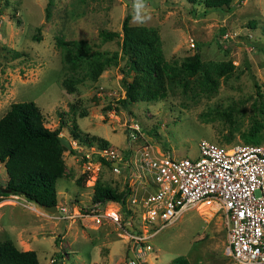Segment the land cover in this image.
Listing matches in <instances>:
<instances>
[{"label":"rangeland","instance_id":"1","mask_svg":"<svg viewBox=\"0 0 264 264\" xmlns=\"http://www.w3.org/2000/svg\"><path fill=\"white\" fill-rule=\"evenodd\" d=\"M145 2L151 18L140 25L133 21L134 0H0V116L11 102L32 100L46 127L61 124L58 134L70 140L75 124L94 143L102 138L121 152L148 147L193 156L200 138L222 145L243 141L254 119L258 142L264 143V0H230L217 7H206L202 0ZM125 13L133 36L142 27L153 29L166 66L151 72L137 66L123 76ZM104 30L118 35L103 38L99 32ZM194 52L201 66L187 75L181 65ZM96 61L102 69L93 76ZM124 79L133 82L135 97L119 102L126 99ZM133 121L138 129L129 136ZM62 160L56 203L65 199L81 208L89 205L94 185L83 182L89 175L117 192L127 187L123 202L105 201L99 222L82 218L68 223L24 196L15 201L3 195L0 201L15 206L21 223L30 224L28 217L43 225L36 248L40 264H49L58 249L65 264H122L133 243L126 222L135 221L127 207L142 188H134L123 168L114 173L103 162L96 170L92 162V170L83 175L82 159L73 152L62 150ZM3 174L0 164V184ZM23 201L34 203V209ZM147 242V264H173L176 256L189 264H236L225 252L221 212L186 211Z\"/></svg>","mask_w":264,"mask_h":264},{"label":"built area","instance_id":"2","mask_svg":"<svg viewBox=\"0 0 264 264\" xmlns=\"http://www.w3.org/2000/svg\"><path fill=\"white\" fill-rule=\"evenodd\" d=\"M130 128L129 136H133L137 122L130 123ZM68 141V151L82 159L80 174L92 170V162L96 170L104 162L114 173L121 168L126 170L134 188L138 185L142 188L138 196H131L127 207L129 218L133 216L135 220L126 222L130 225L127 237L135 241V258L128 257L122 264H147L143 254L151 248L148 238L186 211L207 215L221 212L225 252L237 264H264V143L222 145L200 138L195 155L175 156L148 147L121 152L109 145ZM84 180L91 187L95 177L89 175ZM19 196L10 193L8 198L19 201ZM105 201L92 200L81 208L75 201L64 199L48 214L68 223L82 218L95 223L105 215L102 209ZM21 204L34 209L32 202ZM56 253L49 257V264H65L60 249Z\"/></svg>","mask_w":264,"mask_h":264},{"label":"trees","instance_id":"3","mask_svg":"<svg viewBox=\"0 0 264 264\" xmlns=\"http://www.w3.org/2000/svg\"><path fill=\"white\" fill-rule=\"evenodd\" d=\"M230 0H202L206 7H217L229 4ZM48 9H45V17ZM129 13H125L121 20V55L126 57V63L121 69L123 76H127L137 66L151 72L154 66H166L162 59L158 40L152 28L142 27L140 32L133 36L128 26ZM99 34L103 38L118 35L116 30H104ZM37 38V36L35 37ZM143 56L142 59L141 56ZM116 57V53L112 55ZM107 59V58H105ZM108 60V59H107ZM144 62V63H143ZM146 62V63H145ZM201 66L197 52L191 59L183 62L182 69L187 75L192 74ZM102 69L101 63L96 61L93 76ZM125 80V79H124ZM126 99L119 102L133 100L134 84L126 81ZM156 93L150 95L155 96ZM58 124L55 128L43 124V116L38 105L32 100L13 101L0 116V161L3 163L6 178L0 184V195L10 193L21 194L29 201L39 206L55 205V180L63 174L62 148L57 137ZM259 123L254 119L252 125L243 133L246 143H259ZM69 135L80 142L92 143V138L81 134L75 124H72ZM93 137V136H91ZM98 144L105 146L104 139H97ZM128 191H115L105 184L94 183L91 198L93 200L123 202V195ZM55 254H57L55 252ZM173 264H189L182 256L172 259ZM0 264H40L36 253L32 249H19L10 239L0 240Z\"/></svg>","mask_w":264,"mask_h":264},{"label":"crops","instance_id":"4","mask_svg":"<svg viewBox=\"0 0 264 264\" xmlns=\"http://www.w3.org/2000/svg\"><path fill=\"white\" fill-rule=\"evenodd\" d=\"M0 164L3 166L1 161ZM5 178L6 175L4 171L3 181ZM2 201L4 200H1L0 203ZM18 214L19 213L16 211L15 206L11 205L10 203L6 204V202H2L0 204V235L2 236L0 240L10 239L19 249H32L35 251V253H37L36 248L38 247L37 245L40 240L38 237L40 235L39 231L44 227L43 225L34 224L28 217L26 219L28 221L30 220V224L25 221L24 223H21L22 219Z\"/></svg>","mask_w":264,"mask_h":264},{"label":"clouds","instance_id":"5","mask_svg":"<svg viewBox=\"0 0 264 264\" xmlns=\"http://www.w3.org/2000/svg\"><path fill=\"white\" fill-rule=\"evenodd\" d=\"M133 9V21L135 23L142 25L151 18L150 14L147 12L145 0H134Z\"/></svg>","mask_w":264,"mask_h":264},{"label":"water","instance_id":"6","mask_svg":"<svg viewBox=\"0 0 264 264\" xmlns=\"http://www.w3.org/2000/svg\"><path fill=\"white\" fill-rule=\"evenodd\" d=\"M57 137L59 139V142H60V145H61V148L62 150H69L70 149V143L68 141V138L64 135H61V134H57ZM111 164L113 165L114 164V161L111 162ZM55 205H41V208H43L44 210L46 211H49V212H52L55 210ZM135 246V241H133V243L131 244L130 248L127 250V256L129 258H132L134 259V254H133V248Z\"/></svg>","mask_w":264,"mask_h":264},{"label":"bare ground","instance_id":"7","mask_svg":"<svg viewBox=\"0 0 264 264\" xmlns=\"http://www.w3.org/2000/svg\"><path fill=\"white\" fill-rule=\"evenodd\" d=\"M236 263V262H235ZM237 264V263H236Z\"/></svg>","mask_w":264,"mask_h":264}]
</instances>
